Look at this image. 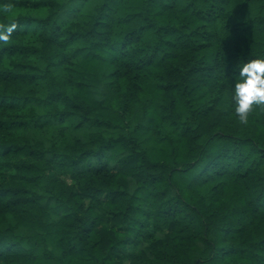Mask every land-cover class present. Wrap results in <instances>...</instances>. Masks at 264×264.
Segmentation results:
<instances>
[{
  "label": "trees",
  "instance_id": "1",
  "mask_svg": "<svg viewBox=\"0 0 264 264\" xmlns=\"http://www.w3.org/2000/svg\"><path fill=\"white\" fill-rule=\"evenodd\" d=\"M0 264H264V107L237 61L264 0H0Z\"/></svg>",
  "mask_w": 264,
  "mask_h": 264
},
{
  "label": "clouds",
  "instance_id": "2",
  "mask_svg": "<svg viewBox=\"0 0 264 264\" xmlns=\"http://www.w3.org/2000/svg\"><path fill=\"white\" fill-rule=\"evenodd\" d=\"M16 23L12 22L0 30V41H8ZM238 74L230 86V107L241 125L249 123V116L256 107H264V56L238 60Z\"/></svg>",
  "mask_w": 264,
  "mask_h": 264
}]
</instances>
